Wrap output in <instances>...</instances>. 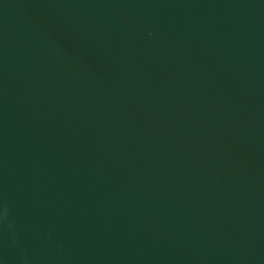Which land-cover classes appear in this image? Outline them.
I'll use <instances>...</instances> for the list:
<instances>
[{"label": "water", "instance_id": "obj_1", "mask_svg": "<svg viewBox=\"0 0 264 264\" xmlns=\"http://www.w3.org/2000/svg\"><path fill=\"white\" fill-rule=\"evenodd\" d=\"M0 264H264V0H0Z\"/></svg>", "mask_w": 264, "mask_h": 264}]
</instances>
